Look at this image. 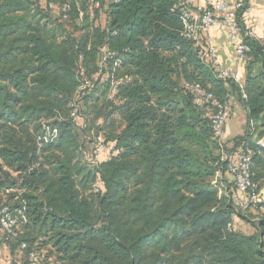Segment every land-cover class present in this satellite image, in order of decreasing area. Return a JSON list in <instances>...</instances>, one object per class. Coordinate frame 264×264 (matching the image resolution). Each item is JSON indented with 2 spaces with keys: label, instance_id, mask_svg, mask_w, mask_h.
I'll use <instances>...</instances> for the list:
<instances>
[{
  "label": "trees",
  "instance_id": "1",
  "mask_svg": "<svg viewBox=\"0 0 264 264\" xmlns=\"http://www.w3.org/2000/svg\"><path fill=\"white\" fill-rule=\"evenodd\" d=\"M173 2L101 0V26L93 23L100 18V8L90 6L95 0H81L82 21L74 3L53 18L43 9L34 11V0H0V201L5 191L20 192L24 203L10 209L32 217L22 230L45 237L41 246L51 243L66 264H264V201L250 208L260 215L252 233L236 229L226 234L222 228L233 215L248 218L237 212L233 190L228 199H217L219 183L211 186L205 179L216 169L194 166L191 149L182 143L186 138L199 143L195 129L201 122L176 98L172 76L188 79L192 70L204 76L212 62L203 55L205 34H200L202 49L176 31L183 23L179 11L171 10ZM65 15L71 23L63 20ZM259 51L246 52L254 59L245 78L243 139L245 148L256 153L254 183L261 175L256 169H264V148L257 143L264 135V62L255 55ZM97 72L91 90L80 87L84 77ZM212 72L208 90L230 81L217 77L215 68ZM120 79L108 100L112 82ZM77 95L88 115H103L99 134L107 138L99 155L107 150L112 159L100 167H90V161L79 164V150L94 141L77 143L79 134L67 121L52 120L49 127L61 128V134L53 142H40L39 148L33 144L26 150L9 131L10 125L23 127L56 109L71 111ZM42 127H36L40 136ZM229 161L222 162V177ZM22 241L32 247L36 237L23 236Z\"/></svg>",
  "mask_w": 264,
  "mask_h": 264
},
{
  "label": "clouds",
  "instance_id": "2",
  "mask_svg": "<svg viewBox=\"0 0 264 264\" xmlns=\"http://www.w3.org/2000/svg\"><path fill=\"white\" fill-rule=\"evenodd\" d=\"M73 3L82 21L83 12L79 11L81 0H34L33 10L43 9L54 18L59 16L65 9L71 8ZM100 3L101 0H95V3L90 5L92 8H100L101 19L94 20L93 23L95 24H100L104 16V8L100 7ZM209 5H211V8H209ZM104 7L106 8L107 4ZM170 7L172 11L179 9L184 13L181 19L193 18L192 24L185 22L183 28H176V31L181 37L187 36L190 40H195L197 44H201L203 38L199 34L201 30L200 25L196 22L197 19H207L213 15L226 17V20L219 27V31L223 32L225 40L221 43L220 49H214L217 59L208 66V73L214 76L215 72H212V69L219 65L218 70H222L224 76H230V81L214 84L211 86V91H209L208 73L202 76L192 70L191 73L187 74L188 79H184L179 74L172 76L175 81L173 91L176 93V98L184 103L186 109L190 106L194 110V115L201 122L200 126L195 129V139L199 143L191 144V138H186L182 142L191 149L188 153L189 158L194 159V166L216 169L214 176L205 177V179L210 182L211 186H216L219 183L217 199H228L235 187L232 181H236V184L239 185V193H242V195H235L237 201L236 210L237 212L243 211L245 215H248L251 210L247 209L245 205L249 199L253 201L264 200V190H261L258 194L256 192L257 184L264 189V169H256V172L261 174L257 183L250 184L248 182L246 177L251 170L248 161L256 153L251 148H245V140L243 139L244 133L247 131L244 117L248 112L246 103L248 94L245 90V78L246 69L249 66V62L254 59V56L243 55L242 53L250 48H258L260 51L255 53V55L259 57L261 62H264V0H174ZM201 10L204 11L203 17L199 15ZM63 20L72 22L69 20L68 15H65ZM237 24H239V27H236ZM230 31L233 33L231 36H229ZM204 32L206 34L207 30L205 29ZM144 43L147 44L148 40L145 39ZM201 48H204L202 44ZM113 54L109 53V55ZM248 74L252 73L249 72ZM97 76H100L99 72L95 76L84 77L80 87H87L91 90L90 83ZM100 78L103 81L104 77L101 76ZM117 83H120V81L113 82L112 91L107 96L108 100L112 99ZM181 88L184 89V92L180 91ZM8 90L15 93V89L11 87ZM77 92L79 93V89ZM189 93H191L190 96L188 95ZM78 99L79 95L73 97L71 106L74 107L71 111L56 109L54 115L41 116L38 120L33 118L30 124L23 127L10 125L9 131L13 134L14 139L21 141L26 150L31 149L33 144L39 148L41 136L40 132L36 131L37 125L43 126L41 131L46 133L43 138L47 141L49 139L47 129L51 121H67L72 127L73 133L79 134L77 143L86 142L88 139H93L94 141L87 150H79V164L90 161V167L93 165L100 167L104 160L112 159V157L108 156L107 150L101 155L96 154L101 147V140L107 138L99 134V128L103 123V115L99 117L88 115L82 109V105L77 102ZM24 119L26 117H21V120ZM247 123L250 125L251 122L248 121ZM202 128L205 131L202 132ZM61 131V128H56L51 131L50 135L53 138H57L60 136ZM258 142L264 144V135L259 136ZM110 143L114 144L115 141L113 140ZM217 145L219 147H216ZM196 150H199L198 157L194 155ZM225 159L230 160V163L225 176L222 177L220 168ZM73 163L75 164L76 161ZM0 164H3L2 159H0ZM38 167L39 163L33 164L28 171L31 172ZM7 171L11 172L12 170L7 169ZM255 174L253 172V175ZM12 175L15 176L16 173H12ZM73 178L78 179L75 176ZM245 187H249L251 193H244ZM20 191H27V189ZM96 191H99V189L97 188ZM11 192H16V190L5 191L3 193L4 200L0 201V205H3L5 212L7 207L12 204L17 202L24 203L21 200L20 192H16L14 199L8 200ZM17 217L20 218L19 224L17 223ZM254 218L258 219L260 217ZM31 221L32 217L24 215L23 211L20 210L16 211L15 216L0 215V247H2L3 251V258L0 259V264H13V262L15 264H66V260L62 262L57 258L51 243L46 247L41 246L40 242L42 239H46L45 237L38 236L35 230H22L21 225L30 224ZM240 226L238 218L233 215L231 221L226 223L222 231L227 234ZM23 236L36 237L35 246L30 247L29 244L22 242ZM10 249L12 250V255H9ZM49 251L53 252V255L48 256ZM46 256L47 259L45 258Z\"/></svg>",
  "mask_w": 264,
  "mask_h": 264
},
{
  "label": "built area",
  "instance_id": "3",
  "mask_svg": "<svg viewBox=\"0 0 264 264\" xmlns=\"http://www.w3.org/2000/svg\"><path fill=\"white\" fill-rule=\"evenodd\" d=\"M209 8H211V5H209ZM67 9H65L64 11H66ZM178 11H179V13H180V17H182V16H184V13L183 12H181L179 9H177ZM63 11V12H64ZM221 11H222V9H221ZM200 17H203V15H204V11L203 10H201V12H200ZM226 20V17L225 16H219V17H217V16H215V15H213V16H209L207 19H197V23L200 25V33L199 34H201V33H203V34H205V32H204V30L206 29L207 30V32H206V34L208 33V31L212 28V27H214V26H216V25H222V22L223 21H225ZM181 21H182V23L184 24L185 22H187V23H189V24H192L193 23V18H191V17H188V18H186V20L185 19H181ZM236 27H239V24H237L236 25ZM205 34V35H206ZM233 33L230 31L229 32V36H231ZM185 37H187V36H185ZM187 38H189V37H187ZM205 50H206V54H205ZM102 51L103 52H105V49L104 48H102ZM249 51V50H248ZM246 52L247 51H245V52H243L242 54L243 55H246ZM203 55L208 59V60H210L211 62H212V64H213V62L217 59V56L214 54V49H213V47H211V46H205V48H204V51H203ZM103 59H105V58H103ZM216 69V75H217V77H219V78H222V79H226V78H230V76L229 77H226V76H224V73H223V71L222 70H218L219 69V65H217V67L215 68ZM115 81H121V79L120 80H115ZM114 82V81H113ZM113 82H112V88H113ZM118 84V83H117ZM116 84V85H117ZM116 87V86H115ZM203 87V86H202ZM112 88H111V91H112ZM210 91V90H209ZM54 129H56V128H53V127H48V129H47V133L49 134V139L47 140V141H45L44 140V135L46 134L45 132H43V134L41 135V140H40V142L41 143H50V142H53L54 140H56L57 138H53V137H51V135H50V133H51V131H53ZM106 148V146H105V144H104V142H103V139L101 140V147H100V149H99V151H97V155H99L100 153H101V151L102 150H104ZM248 148V147H247ZM111 151H113L112 150V148L110 149ZM242 163H243V161H241ZM229 163H230V161L228 162V165H229ZM248 163H249V165H250V169H251V166H252V159L250 160V161H248ZM228 165H227V167H228ZM246 179L248 180V182L251 184V183H254L253 182V180H252V173H251V170L249 171V175L246 177ZM234 185H235V187L233 188V194H232V197H233V201H234V203H235V205L237 206V201H236V199H235V195H242V193H239V185H237L236 184V181H234ZM98 187L96 186V185H92V190L94 191V192H97L96 191V189H97ZM261 190H263V189H256V192H257V194L261 191ZM244 193H251V189L249 188V187H245L244 188ZM259 201H253V200H251V199H249L247 202H246V205H245V207L247 208V209H250L251 207H253L256 203H258ZM0 215H11V216H15V211H12L11 209H10V207H7V211L5 212L4 211V207H2L1 209H0ZM262 217L264 218V213H262ZM17 219V223L19 224V220H18V218H16ZM22 242H24V241H22ZM25 243V242H24ZM13 264H15V262H13Z\"/></svg>",
  "mask_w": 264,
  "mask_h": 264
},
{
  "label": "crops",
  "instance_id": "4",
  "mask_svg": "<svg viewBox=\"0 0 264 264\" xmlns=\"http://www.w3.org/2000/svg\"><path fill=\"white\" fill-rule=\"evenodd\" d=\"M221 25H216L214 27H212L208 33L205 35V45L207 46H211L213 47V49H220L221 43L225 40L224 34L223 32L219 31V27ZM217 33H219L217 35ZM222 50V49H221ZM230 51V50H229ZM245 121H246V116L244 117ZM246 127V124H245ZM227 130V129H225ZM257 143L259 144V142L257 141ZM260 145V144H259ZM264 200H262L263 202ZM264 210V208H262ZM261 213H264V211H262ZM259 214V213H258ZM262 215V214H261ZM260 216V215H259ZM253 232V231H252ZM251 232V233H252ZM2 247H0V253H2ZM3 254V253H2ZM0 259H2L1 255H0Z\"/></svg>",
  "mask_w": 264,
  "mask_h": 264
},
{
  "label": "rangeland",
  "instance_id": "5",
  "mask_svg": "<svg viewBox=\"0 0 264 264\" xmlns=\"http://www.w3.org/2000/svg\"><path fill=\"white\" fill-rule=\"evenodd\" d=\"M105 1H107V0H105ZM100 19H101V17L98 20H100ZM104 22H105V17L103 16V19L101 20V23L99 25H101V26L104 25ZM246 216H247L248 220H242V219L239 220L241 226L238 229L244 233L249 234L255 230L254 223L256 222L257 218H254V217H257V216L260 217V216H259L258 212L255 211L254 209H252L250 211V213ZM2 253H0V255L3 258ZM9 255H10V251H9Z\"/></svg>",
  "mask_w": 264,
  "mask_h": 264
},
{
  "label": "water",
  "instance_id": "6",
  "mask_svg": "<svg viewBox=\"0 0 264 264\" xmlns=\"http://www.w3.org/2000/svg\"><path fill=\"white\" fill-rule=\"evenodd\" d=\"M262 148H264V144L259 143Z\"/></svg>",
  "mask_w": 264,
  "mask_h": 264
}]
</instances>
